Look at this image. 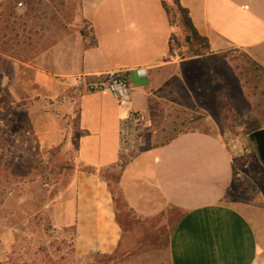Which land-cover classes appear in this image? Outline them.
<instances>
[{"label": "crops", "instance_id": "obj_1", "mask_svg": "<svg viewBox=\"0 0 264 264\" xmlns=\"http://www.w3.org/2000/svg\"><path fill=\"white\" fill-rule=\"evenodd\" d=\"M180 2L189 9L200 35L208 39L210 54L241 50L264 67V0ZM65 3L70 5H62L66 8L54 25L47 26L39 17L38 32L54 41L40 52L35 66L0 49V61L15 71L14 77L3 71L2 80L11 86L22 71L20 63L33 67V86L48 107V99L76 87L81 74L126 72L131 87L128 103H118L109 91L85 90L53 102L60 113L69 114L79 104L78 165L96 170L120 167L118 185L130 215L182 212L169 239L172 264H264L259 227L232 200V151L221 136L199 129L184 131L123 163L121 122L130 112L149 113L157 84L176 65L170 60L174 26L163 0ZM17 10L27 15L26 9ZM2 68L0 64V72ZM63 131L58 133L64 135ZM73 185L74 195L55 205L58 226L74 227L77 255L115 253L126 228L109 181L99 173L77 169Z\"/></svg>", "mask_w": 264, "mask_h": 264}, {"label": "rangeland", "instance_id": "obj_2", "mask_svg": "<svg viewBox=\"0 0 264 264\" xmlns=\"http://www.w3.org/2000/svg\"><path fill=\"white\" fill-rule=\"evenodd\" d=\"M66 1L0 0V49L35 66L40 52L54 41L38 32L39 17L54 25L66 8L62 5H70ZM167 3L174 26L170 60L176 65L152 93L149 134L123 156V163L184 131L216 133L232 151V200L264 238V163L251 137L264 128V67L241 50L210 54L204 43L188 38L192 33L174 0ZM0 64V264H172L169 239L180 212L130 215L118 185L120 167L101 173L110 182L126 228L122 246L111 255L76 254V231L58 226L54 209L74 195L76 171L85 168L78 165L79 104L69 114L53 103L77 92L76 87L48 99L51 105L45 107L33 86V67L20 63L22 71L9 86L2 73L14 77L15 71L7 62ZM62 129L64 135L58 133Z\"/></svg>", "mask_w": 264, "mask_h": 264}, {"label": "built area", "instance_id": "obj_3", "mask_svg": "<svg viewBox=\"0 0 264 264\" xmlns=\"http://www.w3.org/2000/svg\"><path fill=\"white\" fill-rule=\"evenodd\" d=\"M99 92L109 91L115 100L128 103L131 100L130 77L122 70H111L100 75L81 74L77 78L76 90ZM64 99H70V94ZM153 123L149 113L136 111L121 122L120 146L123 153L137 149L143 142L145 135L149 134Z\"/></svg>", "mask_w": 264, "mask_h": 264}, {"label": "trees", "instance_id": "obj_4", "mask_svg": "<svg viewBox=\"0 0 264 264\" xmlns=\"http://www.w3.org/2000/svg\"><path fill=\"white\" fill-rule=\"evenodd\" d=\"M174 2H175V5L177 6V9L179 10V12L183 15V20H184V23H185V25L190 29V31H191V36L189 35L188 36V38L190 39V40H192V39H196L199 43H204L207 47L209 46V42H208V39L207 38H205V37H203L202 35H200V33L198 32V30H197V28H196V26L194 25V22H193V20H192V18H191V16H190V11H189V9L188 8H186V7H184V6H182V4H181V2H180V0H174ZM163 4H164V7H165V9H166V11H167V13H168V15H169V17H170V8H169V6H168V3H167V1L166 0H163ZM170 21H171V23H172V25H173V21L171 20V18H170ZM171 50H172V47H171ZM175 138V136L172 138V139H174ZM171 139V140H172ZM171 140H169V141H171ZM169 141H167V142H164V143H161L162 145L163 144H166V143H168ZM83 170H85V171H88V172H90V173H99L100 175H102L104 178H105V175H103L102 173H101V171H102V169H100V170H96V169H94L93 167H90V166H85V168H83ZM235 173V172H234ZM109 186H110V182H109ZM110 188H111V186H110ZM113 191V190H112ZM114 193V192H113ZM115 195V194H114ZM116 197V196H115ZM116 199V198H115ZM174 211H176V212H180V216H181V214H182V212L180 211V210H178V209H173ZM75 238V237H74Z\"/></svg>", "mask_w": 264, "mask_h": 264}, {"label": "water", "instance_id": "obj_5", "mask_svg": "<svg viewBox=\"0 0 264 264\" xmlns=\"http://www.w3.org/2000/svg\"><path fill=\"white\" fill-rule=\"evenodd\" d=\"M251 137L256 141L260 159L264 163V128L254 131Z\"/></svg>", "mask_w": 264, "mask_h": 264}]
</instances>
